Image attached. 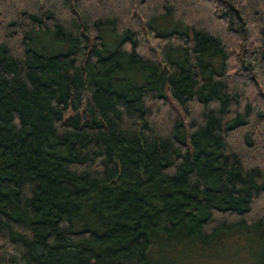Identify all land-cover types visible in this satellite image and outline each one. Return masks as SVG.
<instances>
[{"label":"trees","instance_id":"trees-1","mask_svg":"<svg viewBox=\"0 0 264 264\" xmlns=\"http://www.w3.org/2000/svg\"><path fill=\"white\" fill-rule=\"evenodd\" d=\"M255 230L264 0H0V264H172Z\"/></svg>","mask_w":264,"mask_h":264},{"label":"rangeland","instance_id":"rangeland-1","mask_svg":"<svg viewBox=\"0 0 264 264\" xmlns=\"http://www.w3.org/2000/svg\"><path fill=\"white\" fill-rule=\"evenodd\" d=\"M52 48L57 50L56 52L66 49L60 44ZM241 234L243 236H239L235 231L229 234L231 236L223 235L221 241L218 242L221 250L213 255H208V253L201 255L195 253L187 256L172 254L170 257L172 264H258L261 251L264 249V233L255 230L251 233L241 231ZM175 259L178 260L176 263Z\"/></svg>","mask_w":264,"mask_h":264}]
</instances>
